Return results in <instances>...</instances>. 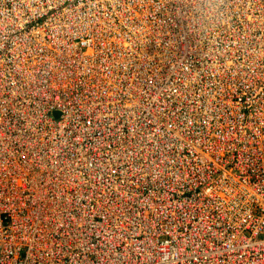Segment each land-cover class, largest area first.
I'll return each instance as SVG.
<instances>
[{"label": "built area", "instance_id": "obj_1", "mask_svg": "<svg viewBox=\"0 0 264 264\" xmlns=\"http://www.w3.org/2000/svg\"><path fill=\"white\" fill-rule=\"evenodd\" d=\"M0 264H264V0H0Z\"/></svg>", "mask_w": 264, "mask_h": 264}, {"label": "rangeland", "instance_id": "obj_2", "mask_svg": "<svg viewBox=\"0 0 264 264\" xmlns=\"http://www.w3.org/2000/svg\"><path fill=\"white\" fill-rule=\"evenodd\" d=\"M189 15H191V16H193V17H195L194 19H199V17H200V13H191V14H189ZM165 45H161V47L163 48ZM155 46L154 45H151L150 47H147V48H149V49H155L154 48ZM145 51V49H143L141 52H140V57H141V55H142V53ZM150 53H151V50L149 51ZM138 55H139V52L137 53ZM159 62V61H158ZM137 64L139 63V61L138 62H136ZM159 64H161L160 62H159ZM154 125V122H153V120H152V124L150 125V126H153Z\"/></svg>", "mask_w": 264, "mask_h": 264}, {"label": "bare ground", "instance_id": "obj_3", "mask_svg": "<svg viewBox=\"0 0 264 264\" xmlns=\"http://www.w3.org/2000/svg\"><path fill=\"white\" fill-rule=\"evenodd\" d=\"M115 6V5H114ZM79 12V14H81V12L80 11H78ZM91 13H93V12H91ZM34 46H35V44H29V47H30V49H31V51H33V49H34ZM186 53V52H185ZM184 53V54H185ZM120 61V59H118L116 62H115V64L117 63V62H119ZM96 78H97V80L98 81H101L102 80V76L99 74V75H96Z\"/></svg>", "mask_w": 264, "mask_h": 264}, {"label": "water", "instance_id": "obj_4", "mask_svg": "<svg viewBox=\"0 0 264 264\" xmlns=\"http://www.w3.org/2000/svg\"><path fill=\"white\" fill-rule=\"evenodd\" d=\"M54 116L56 119H58L60 115L58 113H55Z\"/></svg>", "mask_w": 264, "mask_h": 264}]
</instances>
